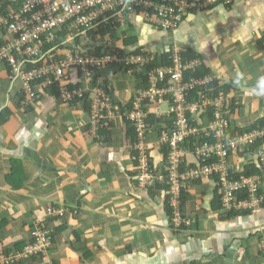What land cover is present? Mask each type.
Instances as JSON below:
<instances>
[{
  "label": "crops",
  "instance_id": "1",
  "mask_svg": "<svg viewBox=\"0 0 264 264\" xmlns=\"http://www.w3.org/2000/svg\"><path fill=\"white\" fill-rule=\"evenodd\" d=\"M116 37L113 47L127 52L167 55L178 44L195 53L233 95L231 131L264 123V0H234L229 8L193 13L173 33L135 19L120 26ZM133 37L136 44L126 48L124 39ZM121 74L125 79L119 80ZM98 78L116 110L130 107L140 83L136 76L112 66ZM17 82L0 66L1 253L22 249L40 223L51 231L52 246L45 259L21 264H264L258 245L264 207L229 216L217 203L213 179L187 183L184 213L190 223L175 231L166 190L136 182L134 142L124 121L99 137L89 126L86 103L65 104L46 91L25 107L23 84ZM154 140L151 135L148 141ZM149 149L162 171V154ZM253 159L233 156L231 164L240 170ZM55 208L66 209L67 216L51 217Z\"/></svg>",
  "mask_w": 264,
  "mask_h": 264
},
{
  "label": "built area",
  "instance_id": "2",
  "mask_svg": "<svg viewBox=\"0 0 264 264\" xmlns=\"http://www.w3.org/2000/svg\"><path fill=\"white\" fill-rule=\"evenodd\" d=\"M233 2L21 0L17 11L0 12L4 33L0 66L10 68L11 83L22 81L25 107L36 104L47 91L65 104L86 103L89 126L95 133L110 131L119 121L128 122L135 131L133 152L139 168L136 182L147 189L167 180L169 221L174 230L190 223L180 209L181 189L187 183L205 179L216 182L223 211L254 213L264 207V123L238 135L228 133L233 95L221 88L210 73L186 77L204 68V62L197 56L184 58L185 50L178 44L169 50V64L158 67L153 63L162 55L124 49L121 54L113 47L118 39L116 31L135 19L151 30L173 33L189 15L211 12L216 7L229 8ZM112 66L140 81L132 105L125 110H116L103 90L104 84L99 82V71ZM196 91L198 98L189 101L188 96ZM152 119L166 120L170 126L162 124L158 130L149 125ZM151 135L155 137L153 143L148 141ZM256 142H260L259 148L250 154L261 174L236 177L234 174L244 168L235 169L232 157L250 155L240 151ZM149 148L162 154L166 176L154 167ZM67 213L63 208L49 211L56 218H65ZM52 243L51 231L39 223L29 243L20 251L1 254L0 264L44 258ZM260 243L264 260V237Z\"/></svg>",
  "mask_w": 264,
  "mask_h": 264
},
{
  "label": "trees",
  "instance_id": "3",
  "mask_svg": "<svg viewBox=\"0 0 264 264\" xmlns=\"http://www.w3.org/2000/svg\"><path fill=\"white\" fill-rule=\"evenodd\" d=\"M2 4V3H1ZM0 4V12L1 13H6L7 11H8V6L9 5H11V7H12V11H17L18 9H19V7H20V5H21V3L20 2H16V4H13V3H9V2H6V3H3L2 5ZM0 32H1V37H0V46L1 45H3V37H4V33H3V31L1 30V28H0ZM136 37H133V38H125L124 39V41H123V45H125V47L127 48V47H129V46H134L135 44H136ZM141 50H139L138 49V51L137 52H140ZM117 52H119V53H121V54H123V53H125V52H123L122 50H118ZM197 55H195V53H193V52H191V51H185L184 52V54H183V57L184 58H186V59H190V58H192V57H196ZM197 57H199V56H197ZM167 64H169V62H168V54L167 55H162L161 57H156V59H155V61H154V63H153V66H155V67H158V66H161V65H167ZM205 66V65H204ZM7 67V66H6ZM7 69H8V73L10 72V68L9 67H7ZM206 74H209V72H207L204 68H202L201 70H199V71H196V72H194V73H189L188 75H186V77H189V76H195V77H199V76H204V75H206ZM53 93V92H52ZM54 94V93H53ZM198 95H199V92L198 91H196V92H193L192 94H190L189 96H188V100L189 101H191V100H193L194 99V97L195 98H198ZM197 96V97H196ZM132 102H133V99H132ZM132 102H130L131 103V105H132ZM86 106L88 107V105L86 104ZM122 111H123V109H122ZM124 123H125V125H126V127H127V136L128 137H131L133 140V142L135 141V131H134V128L128 123V122H126L125 120H124ZM149 125H151V127L152 126H155V127H159L158 128V130H160V127H162L163 125L162 124H164V125H167V126H170V124H169V122L168 121H163V122H161V121H154L153 119L152 120H150L149 122ZM159 125V126H158ZM261 125H262V123H261ZM247 131H249V130H247ZM246 131V132H247ZM108 132L109 131H107V130H99V131H97L96 132V135H98L99 134V137H105V135H108ZM228 133H234L233 135H238V134H240L241 132L240 131H238V132H234V131H231V129H229V131H228ZM259 145H260V142H256V143H254L253 145H250V146H247V147H245L244 149H242L241 151H240V153L241 152H243V153H248V154H250V153H252L254 150H256V149H258L259 148ZM132 156H133V161H134V165L137 167V164H138V159H137V155H136V152H134L133 154H132ZM162 171H159L158 173L159 174H163L164 176H166L167 175V173H166V169L165 168H162L161 169ZM183 170H184V167H183ZM261 174V170H260V168H259V166H258V164L257 163H251L250 165H246V167H244V169H242L241 170V172L240 173H235L234 175L236 176V177H238V176H241V175H243V176H251V175H260ZM186 184V183H185ZM160 187H162V189L163 190H167L168 189V185H167V180H165V183H163V184H160L159 185ZM153 187H155V186H153ZM185 186H183V188L181 189V194H180V201H179V204H180V209H181V212L183 213V216H185L186 214L184 213V200H185ZM218 196V195H217ZM217 203H218V205L221 207V205H220V199H219V196H218V198H217ZM168 213H169V206H168ZM222 209V208H221ZM238 212H231V213H229V212H227V214L229 215V216H232V215H236ZM185 218H187L186 216H185ZM172 226V225H171ZM184 228V227H183ZM182 228V229H183ZM181 230V229H180ZM176 231V230H175ZM179 231V230H178ZM54 239V237H53V235H52V240ZM37 258L35 257L32 261H34V260H36ZM41 259H45V258H41Z\"/></svg>",
  "mask_w": 264,
  "mask_h": 264
},
{
  "label": "rangeland",
  "instance_id": "4",
  "mask_svg": "<svg viewBox=\"0 0 264 264\" xmlns=\"http://www.w3.org/2000/svg\"><path fill=\"white\" fill-rule=\"evenodd\" d=\"M126 32L129 33L130 30L126 29ZM120 79H125L124 76H123V74H121V75L119 76V80H120ZM17 81H18L17 83L21 85L22 81H21V80H17ZM163 108H165V105H164ZM259 244H261V243H260V240H259V242H258V245H259ZM259 247H260V246H259ZM260 249H261V248H260ZM261 251H262V250H261ZM262 254H263V253H262Z\"/></svg>",
  "mask_w": 264,
  "mask_h": 264
},
{
  "label": "clouds",
  "instance_id": "5",
  "mask_svg": "<svg viewBox=\"0 0 264 264\" xmlns=\"http://www.w3.org/2000/svg\"><path fill=\"white\" fill-rule=\"evenodd\" d=\"M261 239H262V238H261ZM261 239H260V240H261ZM30 240H31V239H30ZM28 243H29V242H28ZM28 243H27V244H28ZM27 244H26V245H27ZM26 245H25V246H26ZM25 246H24V247H25ZM24 247H23V248H24ZM23 248H22V249H23ZM22 249H20V250H22ZM20 250H18V251H20ZM6 253H7V252H6ZM1 254H5V253H1V252H0V255H1ZM33 259H34V258H33ZM33 259H31V260H27V261H31V262H32ZM34 261H36V260H34ZM20 264H21V263H20Z\"/></svg>",
  "mask_w": 264,
  "mask_h": 264
}]
</instances>
